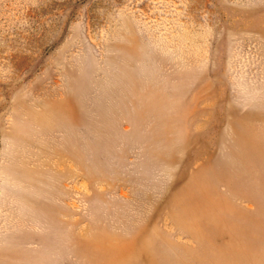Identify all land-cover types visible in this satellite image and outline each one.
<instances>
[{"label": "rangeland", "instance_id": "rangeland-1", "mask_svg": "<svg viewBox=\"0 0 264 264\" xmlns=\"http://www.w3.org/2000/svg\"><path fill=\"white\" fill-rule=\"evenodd\" d=\"M0 264H264V0H0Z\"/></svg>", "mask_w": 264, "mask_h": 264}, {"label": "bare ground", "instance_id": "bare-ground-1", "mask_svg": "<svg viewBox=\"0 0 264 264\" xmlns=\"http://www.w3.org/2000/svg\"><path fill=\"white\" fill-rule=\"evenodd\" d=\"M112 261H113V259H112Z\"/></svg>", "mask_w": 264, "mask_h": 264}]
</instances>
